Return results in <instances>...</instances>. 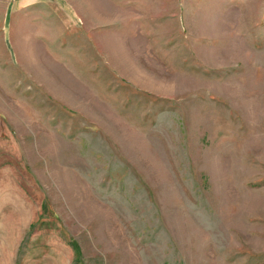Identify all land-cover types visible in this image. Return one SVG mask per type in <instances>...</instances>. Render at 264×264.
<instances>
[{
	"label": "rangeland",
	"instance_id": "374dc122",
	"mask_svg": "<svg viewBox=\"0 0 264 264\" xmlns=\"http://www.w3.org/2000/svg\"><path fill=\"white\" fill-rule=\"evenodd\" d=\"M0 264H264V0H0Z\"/></svg>",
	"mask_w": 264,
	"mask_h": 264
}]
</instances>
